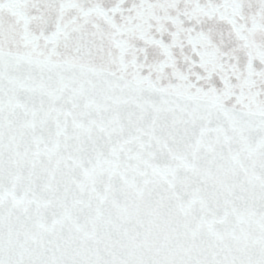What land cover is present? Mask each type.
<instances>
[{
  "label": "snow or ice",
  "instance_id": "6c2138e0",
  "mask_svg": "<svg viewBox=\"0 0 264 264\" xmlns=\"http://www.w3.org/2000/svg\"><path fill=\"white\" fill-rule=\"evenodd\" d=\"M0 264H264V0H0Z\"/></svg>",
  "mask_w": 264,
  "mask_h": 264
}]
</instances>
